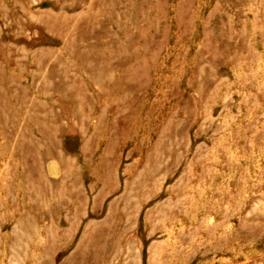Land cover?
<instances>
[{"label":"rangeland","instance_id":"1","mask_svg":"<svg viewBox=\"0 0 264 264\" xmlns=\"http://www.w3.org/2000/svg\"><path fill=\"white\" fill-rule=\"evenodd\" d=\"M0 264H264V0H0Z\"/></svg>","mask_w":264,"mask_h":264}]
</instances>
